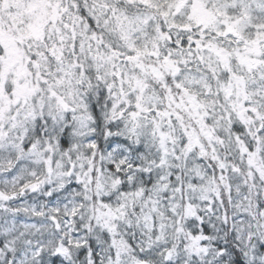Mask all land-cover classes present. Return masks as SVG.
<instances>
[{
    "label": "snow or ice",
    "instance_id": "6c2138e0",
    "mask_svg": "<svg viewBox=\"0 0 264 264\" xmlns=\"http://www.w3.org/2000/svg\"><path fill=\"white\" fill-rule=\"evenodd\" d=\"M0 264H264V0H0Z\"/></svg>",
    "mask_w": 264,
    "mask_h": 264
}]
</instances>
